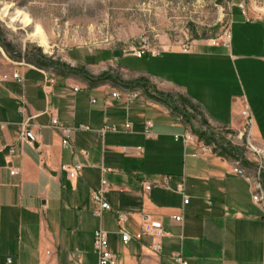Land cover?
<instances>
[{"label":"crops","instance_id":"0c3cea01","mask_svg":"<svg viewBox=\"0 0 264 264\" xmlns=\"http://www.w3.org/2000/svg\"><path fill=\"white\" fill-rule=\"evenodd\" d=\"M258 12L253 16L233 9L228 44L132 54L148 56L143 68L121 63L130 54H115L111 62L139 73L177 101L186 99L209 123L239 129L240 109L248 104L256 137L263 142L264 7ZM19 62L0 65V73L17 69L25 77L24 82L0 83V264L9 257L13 264H98L94 234L100 227L108 231L118 264H174V253L189 264H262L264 212L253 201L251 182L232 171L230 160L193 156L198 147L175 138L188 123L205 129L206 122L194 116L179 121V112L146 94L133 101L107 100L118 87L111 82L91 85L68 68ZM50 75L56 83L47 94L43 86ZM53 116L67 126L83 123L91 130L75 131L71 145L64 147L61 132L51 125ZM27 117L34 139L19 142ZM148 120L154 124L149 133ZM105 125L116 128L103 134ZM80 163L83 171L70 177L68 168ZM102 180L110 184L105 195L112 209L97 216L91 193ZM147 182L153 188L145 200ZM179 183L184 193L177 190ZM144 201L150 219L167 231L159 258L147 247L150 237H136ZM118 212L128 213V243L121 239Z\"/></svg>","mask_w":264,"mask_h":264},{"label":"rangeland","instance_id":"374dc122","mask_svg":"<svg viewBox=\"0 0 264 264\" xmlns=\"http://www.w3.org/2000/svg\"><path fill=\"white\" fill-rule=\"evenodd\" d=\"M241 4L254 16L264 7V0H0V44H7L1 45L15 60L73 69L81 76L84 71L93 76L98 75L90 71L110 72L116 77L114 85L129 88L142 77L112 63L115 54H130L121 63L136 69L148 62V56H132L136 49L149 54L197 44H228L232 11ZM159 91L173 96L174 111L210 124L186 99L177 101L172 93ZM208 129H215L213 133L221 140L242 150L251 163L247 164L250 172L256 170L258 154L247 147L245 139L238 138L236 130L231 132L234 137L228 138L230 130L219 131L212 124ZM218 156L231 162L234 159ZM262 176L264 182V170Z\"/></svg>","mask_w":264,"mask_h":264},{"label":"built area","instance_id":"2783aa9c","mask_svg":"<svg viewBox=\"0 0 264 264\" xmlns=\"http://www.w3.org/2000/svg\"><path fill=\"white\" fill-rule=\"evenodd\" d=\"M240 8L245 9L244 5L241 4ZM191 49L190 46H185L183 48L184 51H189ZM160 52V51H159ZM158 52V53H159ZM146 53L145 49H136L134 54L138 57H142ZM157 53V52H156ZM3 61H10L18 63L19 61L12 58L0 44V65ZM19 63H24L21 61ZM14 80L17 82H24L25 77L17 70L13 69L10 72H2L0 73V83ZM56 83L55 76H47L46 83L44 84V89L47 94L52 92V87ZM80 90V87H74V91L77 92ZM144 94H146L145 89L143 87L134 86L129 88L123 87H116L114 88L108 95V99H115V100H123V101H133L136 99L141 98ZM95 102L96 99H93ZM20 112H25V104L22 103L20 106ZM240 115L242 117V125L239 129H233L232 127L224 124L219 123H210L211 126L214 125L217 127V130L224 131L230 130L227 133L228 138L234 137L231 132L236 130L238 132V138L240 140L245 139L247 142V147H250L255 153L258 154L259 162L256 165V170L254 172H250V169L247 167L246 160H248L244 155L240 157H235L232 161V171L240 176L245 177L248 179L252 186H253V201L259 204L263 208L264 212V182L262 172L264 170V141H260L259 145H255V141H259L256 137L254 128H255V118L254 114L248 104H244L240 109ZM179 121H184L186 117L181 114L179 115ZM31 118L27 117L24 122L22 123L21 132L19 135V142H29L33 141L29 139V133H32L31 129ZM188 128L182 134H176L175 138L182 139L185 145H196L198 147L197 151L193 154V156L199 155H221L222 145L220 141L219 135L216 133L215 138L208 142L204 138H202L195 130L193 129L192 125L188 123ZM51 125L58 129L62 134V144L64 147H69L71 145L72 135L77 130H91V127L87 124H78L77 126H67L63 124L57 116H53L51 120ZM146 125V132L149 133L150 129L153 127V122L148 120L145 122ZM132 127L131 123H126L125 128L130 130ZM115 129L116 127L105 125L101 131V133H105L109 129ZM215 132L216 130H212ZM228 143V142H227ZM84 164H77L70 168H68V173L70 177L75 178L83 171ZM17 171L16 169H12L11 173L15 174ZM110 184L105 180H102L101 187L99 189L93 190L91 193L92 201L96 205L93 212L97 216H102L105 211H109L112 209L110 202L106 198L105 193L109 190ZM153 188V184L150 182L145 183L144 185V198L146 200V195L150 192ZM184 184L179 183L177 186V190L184 193ZM190 202L189 196L185 195L184 204H188ZM142 224H141V231L137 234V238H144L150 237L151 242L147 246L150 250V253L154 257H160L162 253V239L167 235V231L163 225L155 224L149 217L148 213V204L144 201L143 209H142ZM176 221L182 220V215H175L173 217ZM117 222L120 225L119 232L121 234V239L124 243H128L132 239V235L126 230L124 224L128 220V213L125 212H118L116 215ZM94 249L95 252L98 254L99 262L98 264H118V255L114 253L110 248L109 243V234L108 231L102 227L98 228L94 234ZM48 254L51 251H47ZM173 259L174 264H189L188 260L185 259L181 253H174L170 256ZM7 264H13V259L9 257L7 259ZM262 264H264V243H263V254H262Z\"/></svg>","mask_w":264,"mask_h":264},{"label":"trees","instance_id":"16d2710c","mask_svg":"<svg viewBox=\"0 0 264 264\" xmlns=\"http://www.w3.org/2000/svg\"><path fill=\"white\" fill-rule=\"evenodd\" d=\"M1 44H3V46L7 47V44H4V43H1ZM18 59H20V58H18ZM41 66H43V65H41ZM72 70H71V72H72ZM76 72L78 73V71H76ZM73 73H74V71H73ZM82 76L85 77L86 79H88L91 85L100 84V83H104V82H110V81L113 84L117 83L115 81L116 77L113 76V74L110 73V72H104V73H102V74H100L98 76H93L89 72H85L84 71L82 73ZM148 83H149L148 81H145L143 78H141V79L134 80L130 84L133 87L134 86H142V87H144L146 95L149 96L150 98H152V99H154L156 101L162 102V103H164V104H166L169 107H172L174 109L176 108L175 102H174L175 100H174L172 95H170L169 93L161 92L157 88L154 89L153 87H150V84H148ZM187 120L189 121V119H187ZM190 124L192 125L193 129L195 130V132H197L206 141L210 142L216 137L215 134L213 133V131L211 132L210 129H208L209 128L208 124H207L208 125L207 129H204V130L200 129L199 127L198 128L194 127V124L192 122ZM220 144L222 145L221 153L223 155H227V156L234 157V158L243 156V154L241 152L242 150L238 151L235 147H232L227 142L220 141ZM246 163L249 164L250 162L248 160H246Z\"/></svg>","mask_w":264,"mask_h":264},{"label":"water","instance_id":"95a60500","mask_svg":"<svg viewBox=\"0 0 264 264\" xmlns=\"http://www.w3.org/2000/svg\"><path fill=\"white\" fill-rule=\"evenodd\" d=\"M29 139L30 140H33L34 139V137H33V135L31 133H29Z\"/></svg>","mask_w":264,"mask_h":264},{"label":"bare ground","instance_id":"6f19581e","mask_svg":"<svg viewBox=\"0 0 264 264\" xmlns=\"http://www.w3.org/2000/svg\"><path fill=\"white\" fill-rule=\"evenodd\" d=\"M23 17H24V16H23ZM27 20H28V19H27ZM27 20H26V21H27ZM28 24H29V23H28ZM38 32H39V31H38ZM35 33H36V32H35ZM39 34H40V32H39ZM43 38H44V37H43Z\"/></svg>","mask_w":264,"mask_h":264}]
</instances>
